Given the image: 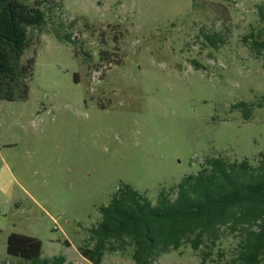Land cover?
<instances>
[{
    "label": "rangeland",
    "instance_id": "obj_1",
    "mask_svg": "<svg viewBox=\"0 0 264 264\" xmlns=\"http://www.w3.org/2000/svg\"><path fill=\"white\" fill-rule=\"evenodd\" d=\"M12 6L30 69L26 99L0 101V264L23 262L7 253L13 233L40 240L43 259L92 264L80 248L122 185L156 203L209 159L259 164L264 0ZM237 244L223 240L206 264H233ZM205 251L185 245L154 264H203ZM101 264H135L133 247Z\"/></svg>",
    "mask_w": 264,
    "mask_h": 264
},
{
    "label": "trees",
    "instance_id": "obj_2",
    "mask_svg": "<svg viewBox=\"0 0 264 264\" xmlns=\"http://www.w3.org/2000/svg\"><path fill=\"white\" fill-rule=\"evenodd\" d=\"M258 14L264 23V7ZM206 38L215 47L219 42L216 35ZM29 45L17 31L12 0H0V101L26 99L30 66L21 60ZM238 107L249 120L251 106ZM169 191L162 189L153 203L122 185L100 208L101 220L90 229L93 247L80 248V254L101 264L106 252L132 246L135 264H154L162 255L190 245L194 251L207 250L202 258L206 264L219 243L234 237L238 244L233 264H264V154L257 166L247 159H209L201 171ZM7 253L22 260L20 264H71L64 256L43 259L42 242L17 233L9 236Z\"/></svg>",
    "mask_w": 264,
    "mask_h": 264
}]
</instances>
